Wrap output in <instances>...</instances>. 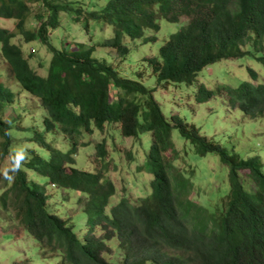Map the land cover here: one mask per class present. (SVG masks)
<instances>
[{
    "label": "trees",
    "instance_id": "1",
    "mask_svg": "<svg viewBox=\"0 0 264 264\" xmlns=\"http://www.w3.org/2000/svg\"><path fill=\"white\" fill-rule=\"evenodd\" d=\"M0 17L14 22L13 28L0 26V77L9 70L44 111L42 126L21 124L25 114L14 107L19 101H9L13 93L0 78V156L10 161L0 208L33 237L44 259L53 264H264L263 158L241 157L178 112L166 115L154 97L156 88L139 80L141 72L135 79L117 68L130 52L128 43H154L157 36L146 31L158 32L160 19L178 23L183 18L185 23L140 68L159 85L194 84L198 104L218 98L246 117L264 118V81L251 67L248 78L235 85L209 88L197 79L204 67L223 59L250 56L264 66V0H0ZM106 26L112 32L101 42L75 38ZM59 29L71 34L62 47L51 37ZM16 36L49 53L45 63L40 58L41 75L28 59L38 52L23 56ZM98 46L112 50L118 63L94 57ZM110 87L117 91L113 99ZM8 107L12 118L7 119ZM113 124L122 137L137 140L143 153L141 161L127 154L149 175L135 202L123 195L110 202L116 189L104 172L115 166L107 158L106 136L94 143L87 167L76 165L79 148ZM174 130L184 141V156L218 155V170L210 174L217 192L199 191L195 180L204 178L173 164L180 153ZM49 134L63 137V146L48 140ZM63 189L84 197L82 234L75 231L73 215L51 203L50 193L58 196Z\"/></svg>",
    "mask_w": 264,
    "mask_h": 264
},
{
    "label": "rangeland",
    "instance_id": "2",
    "mask_svg": "<svg viewBox=\"0 0 264 264\" xmlns=\"http://www.w3.org/2000/svg\"><path fill=\"white\" fill-rule=\"evenodd\" d=\"M33 13L34 11L31 14ZM159 22L160 29L158 32L152 33L151 31H146V35H156L157 40L154 43L149 42L145 44H143L142 40L136 43H128L130 52L126 61L120 63L119 67H115H117L123 75L135 79L138 77V72H141L142 75L139 77V80L149 88H156L154 97L159 102L166 115L178 112L189 124H195L202 134L215 141H219L222 145H232L233 149L237 151L241 157L246 158V156L248 157L258 153L263 158L264 162V118L246 117L241 111L229 107L225 101L218 98H212L207 103L198 104L193 100L192 91L194 90V84L169 83L167 86L159 85L154 75L150 74L148 69L140 68L139 65H141V61L156 54L157 49L162 45L164 40L168 38L170 33L176 31V29L185 23L183 18L182 21L178 23H170L164 19H160ZM13 25V20L0 17V26L13 28ZM111 32L112 29L110 26H106L104 30L95 27L91 32L87 33L85 38L80 36H76L75 38L79 41L88 39L93 43H97L108 38ZM78 34L79 33H77V35ZM70 35L68 31L59 29L57 32L54 31L51 37L56 46L62 47L64 46V40H70ZM14 41L17 44L19 43L18 45H20L24 55L27 54V57L28 52L32 49L38 52L34 53V55H30L28 59L32 67L37 69L36 72H39L41 75L42 70L41 66H39V62L41 61V57L44 58L42 62H46L49 57L47 50L35 42L24 44L22 39H18L17 36L14 38ZM249 45H251V42ZM243 48H245V46ZM246 48L251 47L249 46ZM93 56L99 60L104 59L112 63L113 66L118 63V57L115 56V53L104 47H96ZM248 67H251L258 73L259 80L264 81V66L250 56L236 59H223L212 63L198 72L197 79L198 82L206 84L209 88H215L221 83L235 85L248 78ZM1 78L5 84L11 86V89H13L12 91L15 93V100L17 103L19 101V104H15L14 107L23 111L25 114V120H23L21 124L34 127L36 125L42 126L44 111L39 106L37 99L24 91L17 81L13 83L3 76H1ZM17 90L19 94H17ZM116 92L115 88L110 87L111 99H113ZM5 116L7 119L12 118L11 108L8 107L5 109ZM102 135L107 138V158H110L115 166V168L109 166L108 170L104 172L105 176L113 181L116 189V193L110 199V202H117L121 195L135 202L138 197L143 195L149 175L141 173L136 167L137 162L127 159V154L131 151L133 154H137L141 161L143 153L139 147L140 143L137 140L131 137L121 136L120 131H118V124H113L112 129L108 131V133H94L92 136V143L79 148L78 152L75 154L76 165L80 168L87 167L88 155H94V143L100 140ZM46 138L48 140L54 139L55 144L58 146H63L66 141L63 137L55 134L46 135ZM173 139L176 140L177 147L180 149L178 157L173 161L176 168L187 171L194 169V174L196 176L204 178L195 180V186L199 188L198 190L208 191V189H210V192H217L216 186L210 183V180H212L214 184L217 185L216 181L210 178V174L211 171L216 172L218 170V155L215 153H207L205 156L194 154H190V156L187 154L184 156L182 152L184 141L177 140L180 139L177 130L173 131ZM9 167L10 162L8 158L0 156V192L6 188L3 181L6 178V172ZM7 180L10 181L11 178L8 177ZM246 187L251 188L250 183L246 184ZM49 190L53 191L51 188H49ZM56 193L58 196L55 195L54 192L50 193L51 203L58 204L60 206L58 209L59 211L62 210L63 213L70 217L73 215L76 227L75 231L78 234H82L84 232L85 222V218L80 212L84 200L83 195L78 191H65L64 189L58 190ZM62 198H66V200ZM78 198L82 200L80 203ZM1 210L0 208V264H13L15 261L23 260H25L27 264H53L54 260H47L42 257L39 245L33 237L24 231L19 224L12 223L11 219L5 218ZM114 243V240L110 242V244ZM112 257L114 258V256Z\"/></svg>",
    "mask_w": 264,
    "mask_h": 264
},
{
    "label": "clouds",
    "instance_id": "3",
    "mask_svg": "<svg viewBox=\"0 0 264 264\" xmlns=\"http://www.w3.org/2000/svg\"><path fill=\"white\" fill-rule=\"evenodd\" d=\"M25 44V43H24ZM23 56H24V52H22ZM42 70V69H41ZM43 72V70H42ZM5 79L7 80H11L14 83V79L12 78L13 76L10 74L9 70L5 73V76H3ZM1 78V77H0ZM1 80L3 81V79L1 78ZM7 85V84H6ZM9 90L13 93V97L11 100H9L11 103L16 101L15 100V93L12 91L13 89H11V86H8ZM17 94H19V91L17 90ZM98 131H95L94 133H97ZM9 160V159H8ZM10 162V161H9Z\"/></svg>",
    "mask_w": 264,
    "mask_h": 264
}]
</instances>
